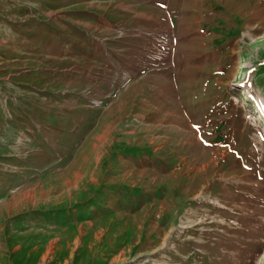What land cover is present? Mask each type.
Masks as SVG:
<instances>
[{
	"label": "rangeland",
	"instance_id": "obj_1",
	"mask_svg": "<svg viewBox=\"0 0 264 264\" xmlns=\"http://www.w3.org/2000/svg\"><path fill=\"white\" fill-rule=\"evenodd\" d=\"M0 264H264V0H0Z\"/></svg>",
	"mask_w": 264,
	"mask_h": 264
},
{
	"label": "bare ground",
	"instance_id": "obj_2",
	"mask_svg": "<svg viewBox=\"0 0 264 264\" xmlns=\"http://www.w3.org/2000/svg\"><path fill=\"white\" fill-rule=\"evenodd\" d=\"M263 112V111H262ZM263 115V114H262Z\"/></svg>",
	"mask_w": 264,
	"mask_h": 264
}]
</instances>
